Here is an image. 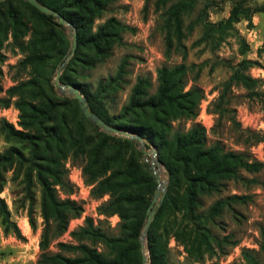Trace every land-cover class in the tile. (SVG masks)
<instances>
[{"label": "trees", "instance_id": "16d2710c", "mask_svg": "<svg viewBox=\"0 0 264 264\" xmlns=\"http://www.w3.org/2000/svg\"><path fill=\"white\" fill-rule=\"evenodd\" d=\"M38 1L57 11L76 28L78 46L70 61L71 65L75 63L82 68L95 67L96 62H103L111 55L114 46L123 45L122 34L125 31H136L116 18L107 19L93 31L95 21L103 18L108 5L115 0ZM153 1L157 11L163 10L166 57L172 53L174 40L185 55L186 49L181 44L186 37L185 18L194 12L199 0ZM202 1L204 6L200 17L203 18L204 33L195 42L196 45L213 40L215 30L224 31L226 27H232L240 14L249 18L254 13L264 12V5L251 9L237 4L231 10L229 18L216 25L206 19L212 0ZM149 2L150 0H146V4ZM32 8L42 18H52L33 6ZM15 20L14 18L16 23ZM15 39H18L16 35ZM19 47L23 52H27L29 48L36 49V45L31 42L29 45L19 44ZM48 50L55 51L61 59L67 53L68 46L60 39L55 40ZM87 50L93 52V55L85 54ZM32 55L36 57L33 59L28 56L23 60L26 67H31L32 78L9 88L7 98H0V109L9 108L12 104L17 108L21 128L16 129L3 119L0 122V133L8 141L24 144L29 151L26 156L19 149L11 147L0 153V192L6 183L5 172L16 163L19 166L27 163V186H31L35 175L41 188V215L44 220L40 240L41 264H142L140 236L148 221L147 213L157 180L147 164L143 163L142 153L136 150L137 141L101 133L84 117L78 102L74 105L72 99L66 98L59 102L47 96L40 65L48 55L36 51ZM81 55L85 58L80 59ZM251 64L249 60L238 64L225 84L220 101L233 85L250 89L256 84V80L244 73ZM187 71L188 68L183 63L160 68L154 92L149 78L138 77L127 103L118 115L113 116L107 111L105 98L114 91L116 82L121 81L123 66L117 76L99 83L96 89L70 73H65L60 78L62 84L77 87L87 99L91 111L109 126L141 137L148 142L147 148L154 147L159 161L169 174L170 185L163 206L148 230L151 264H170L168 245L171 237L181 242L190 256H194L196 260L201 259L204 252L208 251L203 246L209 249L211 242L208 234L201 231L200 224L212 222L231 203H246L250 199L248 196L232 195L216 201L206 214H201L198 212L202 205L201 197L218 193L226 182L241 180V169L251 172L262 167L261 162H250L244 154L226 151L220 143L208 146L206 128L198 123H193L187 130L175 126L176 122L185 120L194 122L204 97L200 88L185 90ZM15 97L17 100L13 103ZM220 109V115L223 112L233 113L231 110ZM69 155L74 160L84 157L82 172L86 182L93 186L92 195L96 199L109 196L98 210L102 216L119 217L120 235H109L101 227L95 226L93 219L88 217L83 227L71 233L78 244L58 243L60 251L53 253L49 250L54 237L50 234L51 228L56 233L55 236L63 234L70 220L79 217L82 212V207L75 201L70 198L61 199L57 194V187L72 190L64 164ZM165 207L170 212L171 220L166 227H162L161 216ZM178 216H181L180 221ZM0 220L5 233H12L16 238L23 239L1 197ZM29 221L35 230L32 215ZM203 229L207 227L203 226ZM261 236L260 249L264 254V230ZM227 239L228 237L218 239V245ZM99 246L105 251H100ZM243 257L247 264H261L250 251H244Z\"/></svg>", "mask_w": 264, "mask_h": 264}, {"label": "rangeland", "instance_id": "374dc122", "mask_svg": "<svg viewBox=\"0 0 264 264\" xmlns=\"http://www.w3.org/2000/svg\"><path fill=\"white\" fill-rule=\"evenodd\" d=\"M237 4L254 9L262 7L264 0H212L206 19L216 25L225 22ZM203 6V1L199 0L194 12L185 18L186 37L181 43L186 49L185 55L174 40L172 53L166 57L163 10L157 11L153 0L148 4L146 0L113 1L106 8L103 18L95 21L93 31L109 18H116L136 31H125L122 34L123 45L114 46L111 55L103 62H96L93 68L87 66L82 68L75 63L71 65L70 61L74 54L65 62L72 48L71 27L59 24L54 17L42 18L26 0L0 1V98H7L6 92L9 88L32 78V69L26 67L23 60L28 56L34 59L36 57L32 55L34 51L48 55L44 58L45 62L40 65L44 74L43 88L47 96L59 102L66 98L72 99L74 105L78 100L63 95L54 85L61 66V76L70 73L74 78L88 83L92 89H96L99 83H105L117 76L123 66L121 81L116 82L114 91L105 98L107 111L112 116L118 115L127 103L131 88L138 77L149 78L154 92L158 85L157 72L160 68L185 64L188 68L184 79L185 90L200 88L204 97L200 102L196 120L176 122L175 126L187 130L193 123H198L206 128L208 146L220 143L226 151L244 154L250 162H261L262 167L251 172L241 169L239 172L241 180L226 182L218 193L201 197L202 205L198 210L201 214H206L216 201L232 195L248 196L250 199L246 203H231L212 222L200 224L201 231L208 234L211 244L209 249L203 246V249L208 251L204 252L199 260L190 256L184 245L171 237L168 245L170 264H247L243 257L244 251L252 252L261 264H264V254L260 249L261 233L264 230V12L254 13L249 18L240 14L232 27L228 26L224 31L215 30L213 40L196 45L195 42L204 33L203 18L200 17ZM14 18L16 23L13 21ZM15 35L18 39H15ZM60 39L68 46L67 53L61 59L55 51L48 50L55 40ZM30 42L36 45V49L29 48L27 52H23L19 44L29 45ZM85 54L92 56L93 52L87 50ZM83 58L85 56L81 55L80 59ZM243 60L252 62L244 73L256 80V84L250 89L242 85H233L220 101L225 84ZM16 100L15 97L12 102ZM220 108L231 110L233 113L223 112L220 115L218 114L222 112L219 111ZM19 114L14 104L9 108L0 109V122L4 119L16 129H21ZM98 131L111 137L125 139L121 135L106 133L100 128ZM147 144L148 142L144 140L147 152L153 150L157 152L154 147L147 148ZM11 147L19 149L26 156L29 153L24 144L8 141L5 135L0 133V153ZM136 150L141 152L139 143H136ZM151 159L152 156L146 157L142 153V161L150 170ZM64 164L72 190L57 187L58 197L75 201L82 207V212L79 217L70 220L63 234L55 236L56 233L51 228L50 234L54 237L49 250L53 253L60 251L57 245L61 242L78 244L71 233L83 227L88 217L93 219L95 226L101 227L109 235L119 236V217H105L99 213V206L106 202L109 196L96 199L92 195L93 186L86 182L82 172L84 157L74 160L69 155ZM27 168V163L24 166L16 163L5 172L6 183L0 197L5 200L11 219L17 224L23 239L16 238L12 233H5L0 220V264H41L40 240L44 229L41 188L35 175L31 186H27L25 180ZM162 180L166 182L167 194L170 185L169 174L164 167ZM166 194L162 202L159 198L154 204L155 208L156 204L160 203L154 217L162 208ZM153 199L154 196L150 205ZM30 215L35 221V230L30 225ZM180 218L181 216H178V221ZM170 220V212L165 207L161 216V226L166 227ZM203 226L207 229H203ZM224 237H228L226 242L218 245L217 240ZM142 243L140 250L142 264L143 258L146 259V264H151L148 234ZM99 249L105 251L102 246H99ZM63 254L71 256L65 252Z\"/></svg>", "mask_w": 264, "mask_h": 264}, {"label": "water", "instance_id": "95a60500", "mask_svg": "<svg viewBox=\"0 0 264 264\" xmlns=\"http://www.w3.org/2000/svg\"><path fill=\"white\" fill-rule=\"evenodd\" d=\"M3 1V0H0ZM31 6H33L35 9H37L39 12L48 15V16H52L54 18H56L58 20V23L61 25H66L72 28L73 33L71 35L72 37V48L71 51L69 52V54L66 57L65 62L68 60V58L70 56H72L76 50V46H77V34H76V28L74 27L73 24H71L70 22L66 21L57 11L45 6L44 4H42L41 2H39L38 0H26ZM64 62V63H65ZM61 71H62V66L59 68L58 70V75L54 81V85L55 87L60 89V92L63 95H69L70 97L75 98L76 100H78L79 102V107L81 112L83 113L84 117L91 122L94 126L100 128L101 130H103L106 133L109 134H114V135H121L125 138L131 139V140H135L137 141V143H139L140 145V150L141 152L147 157V156H152L151 159V165L150 168L152 170L153 175L155 176L156 180H157V188L154 192V199L151 203V205L149 206L148 209V221L146 223L145 226V230L140 238L141 244L143 245V240L145 237H147L148 234V230L149 227L152 223V220L154 218V214L156 212V208H158L160 206V203H157L155 208H154V204L156 203V201L160 198V202L163 201V198L166 194V182L164 180H162V168L164 167L162 165V163L157 159V152L155 150L151 151V152H147L145 150V146H144V140L137 136L134 135L132 133L126 132V131H121L117 128L111 127L109 126L106 122H104V120H102L98 115L94 114L91 111L90 105L87 101V99L80 93L79 89L77 87H75L74 85H69V84H62L60 82V77H61ZM143 264H146V259L143 258Z\"/></svg>", "mask_w": 264, "mask_h": 264}]
</instances>
